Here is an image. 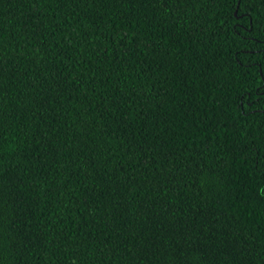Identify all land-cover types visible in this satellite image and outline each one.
Returning a JSON list of instances; mask_svg holds the SVG:
<instances>
[{
    "label": "trees",
    "instance_id": "trees-1",
    "mask_svg": "<svg viewBox=\"0 0 264 264\" xmlns=\"http://www.w3.org/2000/svg\"><path fill=\"white\" fill-rule=\"evenodd\" d=\"M0 264H264V0H0Z\"/></svg>",
    "mask_w": 264,
    "mask_h": 264
}]
</instances>
